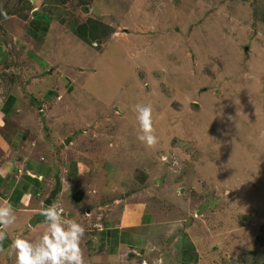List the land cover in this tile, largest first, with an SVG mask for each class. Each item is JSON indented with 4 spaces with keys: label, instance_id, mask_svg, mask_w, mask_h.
Masks as SVG:
<instances>
[{
    "label": "rangeland",
    "instance_id": "rangeland-1",
    "mask_svg": "<svg viewBox=\"0 0 264 264\" xmlns=\"http://www.w3.org/2000/svg\"><path fill=\"white\" fill-rule=\"evenodd\" d=\"M0 20L24 145L73 181L56 202L85 227V264H264V0H0ZM83 21L100 23L86 39ZM137 103L154 109V148ZM143 200L154 225L122 263L99 229ZM40 213L6 230L0 264L17 237L40 239Z\"/></svg>",
    "mask_w": 264,
    "mask_h": 264
},
{
    "label": "crops",
    "instance_id": "crops-1",
    "mask_svg": "<svg viewBox=\"0 0 264 264\" xmlns=\"http://www.w3.org/2000/svg\"><path fill=\"white\" fill-rule=\"evenodd\" d=\"M35 8L36 6H33L29 9L26 15H30ZM33 13H36V10ZM29 21H31L32 25V28H29V33L39 37V34H36L35 31L41 29V24H39L38 20L25 16L24 22L28 23ZM107 30H109V26ZM5 34V32H0V82L4 79V84H1L0 89V113L3 114V126L0 127V150L2 152V159L0 161V204L7 201L13 206L16 221L11 225L12 230L16 228V225L21 226L25 219L34 216L39 217L40 211L45 206L44 202L46 198L56 185V176L60 182V188L55 195L56 205L60 204L59 200L56 202L57 196H61L62 192L66 190L69 192L70 190L67 189V186L64 187L61 184L62 181L64 179H67L69 182L73 181H70V178L68 179L66 174H62L61 172L57 174L56 167L51 160L41 154L35 155L32 150L28 151V147L26 148L24 145L28 136H26L22 119L15 117L18 114L16 109L18 96L16 94L21 95V92L13 91L15 88L10 86L12 83L16 84V81L14 82L12 78L15 75L10 76L6 73L9 65L8 59L10 61V53L7 52L6 44H4L8 38ZM8 34L11 33L8 32ZM16 47L19 50L28 49L25 43L20 41L17 42ZM27 55L37 58L31 50L28 51ZM3 87H5V90ZM50 89L48 94L55 93L53 98L59 96L61 93L51 87ZM12 120L16 121L15 124L21 125V128L16 130V133L12 130L16 126L12 123L9 125V122H12ZM71 174L73 178L78 173L71 171ZM73 187L75 190L71 196L72 202H78L83 199L84 190L74 185ZM70 195L68 194L67 196ZM145 201L129 202L132 205L138 204L137 208L126 205V203L121 207L118 215L112 218V224L107 220V224L99 229L103 246L104 243L107 244V249L111 254H115L119 260L122 258V263L127 253H135L142 246L149 231L148 229L154 225V214ZM61 206L64 208L62 204Z\"/></svg>",
    "mask_w": 264,
    "mask_h": 264
},
{
    "label": "clouds",
    "instance_id": "clouds-1",
    "mask_svg": "<svg viewBox=\"0 0 264 264\" xmlns=\"http://www.w3.org/2000/svg\"><path fill=\"white\" fill-rule=\"evenodd\" d=\"M134 111L139 124L137 140L148 148H154L159 140L153 126L152 105L137 103L134 105ZM2 126L3 114L0 113V127ZM40 214L47 222V230L38 241L32 242L17 237L11 242L15 264H85L81 248L85 227L74 220L65 219L64 209L56 204H52ZM15 221L12 204L7 201L0 204V242L7 238L6 230ZM0 251L3 249L0 248Z\"/></svg>",
    "mask_w": 264,
    "mask_h": 264
},
{
    "label": "trees",
    "instance_id": "trees-1",
    "mask_svg": "<svg viewBox=\"0 0 264 264\" xmlns=\"http://www.w3.org/2000/svg\"><path fill=\"white\" fill-rule=\"evenodd\" d=\"M86 4V3H85ZM35 14V13H34ZM88 20H90V18H87V20L86 21H88ZM94 22V21H93ZM76 23V22H75ZM91 23H92V20H91ZM94 24H97V26H99L100 25V23H93V25L91 24V25H89V24H87L85 21H83L82 23H79V24H73L75 27V29H76V32L78 33V35L79 36H81V37H83L84 39H86L85 37H86V33L87 32H92V30L94 29ZM107 29H108V26H107ZM107 31H109V30H107ZM106 31V32H107ZM17 105V104H16ZM16 113V112H15ZM10 121H11V119H10ZM11 123L12 124H14L16 127H14L12 130L13 131H15V133H16V130L18 129V128H21L20 126L21 125H19V124H15L16 123V121H14V120H12V122H9V125H11ZM19 123H20V121H19ZM13 134V133H12ZM26 136H28V134L26 133ZM1 151V150H0ZM55 179H56V185H58L59 186V188H60V182H59V178L56 176L55 177ZM58 188V189H59ZM46 206V205H45ZM181 264H187V261H182V263Z\"/></svg>",
    "mask_w": 264,
    "mask_h": 264
},
{
    "label": "water",
    "instance_id": "water-1",
    "mask_svg": "<svg viewBox=\"0 0 264 264\" xmlns=\"http://www.w3.org/2000/svg\"><path fill=\"white\" fill-rule=\"evenodd\" d=\"M66 142H68V140ZM58 188H59V186L55 185L54 189L50 192L49 196L46 198V200L44 202L45 205L50 206L54 203L55 195L58 191Z\"/></svg>",
    "mask_w": 264,
    "mask_h": 264
}]
</instances>
